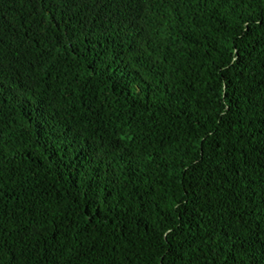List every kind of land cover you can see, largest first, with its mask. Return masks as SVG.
I'll list each match as a JSON object with an SVG mask.
<instances>
[{"label":"trees","instance_id":"obj_1","mask_svg":"<svg viewBox=\"0 0 264 264\" xmlns=\"http://www.w3.org/2000/svg\"><path fill=\"white\" fill-rule=\"evenodd\" d=\"M264 264V0H0V264Z\"/></svg>","mask_w":264,"mask_h":264},{"label":"snow or ice","instance_id":"obj_2","mask_svg":"<svg viewBox=\"0 0 264 264\" xmlns=\"http://www.w3.org/2000/svg\"><path fill=\"white\" fill-rule=\"evenodd\" d=\"M166 259H167V257H164L163 259L157 261V264H165Z\"/></svg>","mask_w":264,"mask_h":264}]
</instances>
